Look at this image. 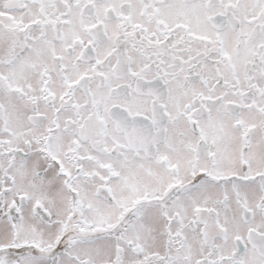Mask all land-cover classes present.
Returning a JSON list of instances; mask_svg holds the SVG:
<instances>
[{"label":"snow or ice","instance_id":"6c2138e0","mask_svg":"<svg viewBox=\"0 0 264 264\" xmlns=\"http://www.w3.org/2000/svg\"><path fill=\"white\" fill-rule=\"evenodd\" d=\"M0 264H264V0H0Z\"/></svg>","mask_w":264,"mask_h":264}]
</instances>
